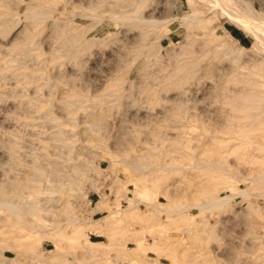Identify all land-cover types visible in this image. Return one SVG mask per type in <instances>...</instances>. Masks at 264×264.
<instances>
[{
	"label": "rangeland",
	"instance_id": "1",
	"mask_svg": "<svg viewBox=\"0 0 264 264\" xmlns=\"http://www.w3.org/2000/svg\"><path fill=\"white\" fill-rule=\"evenodd\" d=\"M261 105L212 4L0 0V264H264Z\"/></svg>",
	"mask_w": 264,
	"mask_h": 264
},
{
	"label": "bare ground",
	"instance_id": "2",
	"mask_svg": "<svg viewBox=\"0 0 264 264\" xmlns=\"http://www.w3.org/2000/svg\"><path fill=\"white\" fill-rule=\"evenodd\" d=\"M199 1H201V3L212 4L213 7L219 8L223 12V15H226L236 25L239 24L245 30H247V32H249L251 35H253V38L255 39L256 43L262 44L264 46V20L262 19V17L260 15L255 14L249 8V4L247 2H245L243 0H199ZM241 4H244L246 6V7H244L245 9L240 8ZM191 17H190V19H191ZM192 19H191L192 22L198 20L197 17H194V18L192 17ZM153 23H155V22H153ZM227 35H229V34L227 33ZM229 41L235 42L231 37L229 38ZM261 106H262V109H264V107H263L264 105H261ZM242 193H244V192H242ZM134 208H135V206H133L131 204L128 207V209H130V210H133ZM92 233L97 234V231L93 230ZM76 235H78V234H76ZM85 244L87 246L97 245V244H94L88 240H85ZM100 245L106 246L104 244H100ZM100 245H97V246H100ZM92 249H93V247H92Z\"/></svg>",
	"mask_w": 264,
	"mask_h": 264
},
{
	"label": "crops",
	"instance_id": "3",
	"mask_svg": "<svg viewBox=\"0 0 264 264\" xmlns=\"http://www.w3.org/2000/svg\"><path fill=\"white\" fill-rule=\"evenodd\" d=\"M101 212H102L101 210H96V211L94 212V214L101 213Z\"/></svg>",
	"mask_w": 264,
	"mask_h": 264
}]
</instances>
